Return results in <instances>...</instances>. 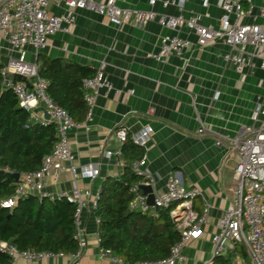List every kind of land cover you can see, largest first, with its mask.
Wrapping results in <instances>:
<instances>
[{
	"label": "crops",
	"instance_id": "crops-1",
	"mask_svg": "<svg viewBox=\"0 0 264 264\" xmlns=\"http://www.w3.org/2000/svg\"><path fill=\"white\" fill-rule=\"evenodd\" d=\"M253 2L251 14L243 22L263 24L261 2ZM118 4L169 16L182 14L186 19L195 17L200 24L215 29L220 27L223 14L218 0H210L208 7L200 0H190L183 9L164 7L161 0L155 5L150 0H118ZM244 7L249 8L247 4ZM50 10L64 13L55 7ZM75 18L72 32L56 33L38 56L61 59L95 71L102 69L110 78L113 89H100L90 116L79 122L80 128L68 133L75 163L99 165L100 176L95 180L79 179L75 184L72 175L65 172L49 190H72L77 185L92 195L97 194L106 180L120 177L123 171L124 166L116 164L118 160L123 162L122 156L108 159L105 155L107 151L123 148L115 130L125 126L133 134L151 126L154 134L144 149L147 156L144 171L154 179L153 191H165L168 179L178 174L185 186L196 187L202 194L195 199L194 210L202 214L207 205L209 210L200 235L183 248L176 264H201L210 260L212 236L233 200L236 187L234 172L238 157L230 141L243 127L259 126L261 118L256 122L254 112L258 103L264 101V70L238 74L223 58L229 48L222 41L200 48L186 25L177 32L157 22L143 28L117 27L107 17L82 9L75 10ZM173 35L189 39L194 45L181 56L174 54L164 61L155 59L162 37ZM33 52L28 47L27 58L37 62ZM13 54L9 44L0 42V66ZM34 112L39 118L44 117L42 106ZM202 127L207 131L199 134ZM218 141L222 144L217 145ZM95 219V213L87 207L83 213L87 245L77 259L63 255L40 262L19 260L15 264H121L111 257L100 256ZM236 254L242 258L240 253H235L233 261ZM244 258L247 261V256Z\"/></svg>",
	"mask_w": 264,
	"mask_h": 264
},
{
	"label": "built area",
	"instance_id": "built-area-1",
	"mask_svg": "<svg viewBox=\"0 0 264 264\" xmlns=\"http://www.w3.org/2000/svg\"><path fill=\"white\" fill-rule=\"evenodd\" d=\"M158 0H150L155 5ZM164 7L177 6L183 9L190 0H161ZM204 7L210 5V0H200ZM260 16L264 19V0H260ZM244 4L249 6L248 9ZM253 0H218V7L223 14L220 18V27L215 29L204 26L198 19H186L182 14L169 16L157 14L153 11L123 8L118 0H106L98 3L95 0H0V42L9 44L14 53L7 62L0 66V82L5 89H11L17 96L21 107L30 112V121L42 124L53 123L57 128V142L42 161L39 169L34 172L20 175L14 194L3 200L2 208L12 209L19 200L31 196L38 199H49L52 202L66 201L75 206L74 239L79 245V251L72 255L77 259L87 245V230L83 220L84 210L89 207L94 213L98 207L100 191L92 195L75 185L72 190L52 192L49 187L59 182L63 173L69 172L76 184L79 179L95 180L100 176L97 164L80 166L75 163V155L70 148L68 133L81 127L70 114L57 105L47 94L48 81L39 74L36 61H29L28 47H32L34 56L48 46L49 40L56 33L70 34L75 25V10L82 9L101 16H105L117 27L131 25L143 28L146 24L157 22L160 26L173 32L186 25L196 36V44L200 48L216 41H222L229 52L223 55L224 60L231 64L238 74L253 73L264 70V23L249 24L243 19L251 14ZM51 7L63 9V14L51 12ZM194 43L179 35L164 36L161 39L159 52L154 58L164 61L171 55L181 56L192 48ZM16 77L18 78L16 80ZM113 89L110 78L102 69L97 70L92 78L83 81L84 101L88 106V116L94 106L97 93L100 89ZM38 106L43 108V116L35 114ZM261 118V120H260ZM254 120H260L259 126H246L230 141L238 157V165L234 172L236 187L231 204L219 220L217 231L212 236V256L201 264H214L216 258L226 257L230 250L237 246H244L247 261L236 254L233 264H264V101H260L254 112ZM202 127L199 134L206 133ZM117 140L126 144L131 140L135 145L146 148L154 130L146 126L139 132L130 134L125 126H119L114 132ZM222 142L218 141L217 145ZM106 157L120 158L122 150L107 151ZM117 166L123 167L118 160ZM147 165V156L131 163L132 170L143 180L130 188L133 198L129 204L132 211L150 214L157 217L159 211L170 210V215L177 225L180 240L170 251L168 258L156 264H176L181 258V252L192 240L197 238L202 226L208 218V205L202 214L194 210V201L202 194L196 187H187L178 174H173L167 181L163 192L152 191L153 203H150L151 194H144L142 187L153 189L154 179L144 171ZM99 226V219H95ZM99 239V233H98ZM0 252L12 259L11 264L19 260L40 262L56 256L51 252H36L32 250L20 251L15 246L0 241ZM100 256L111 257L114 261L124 264L120 257L111 251L102 249ZM244 261H246L244 263ZM147 264V262L137 263Z\"/></svg>",
	"mask_w": 264,
	"mask_h": 264
},
{
	"label": "trees",
	"instance_id": "trees-1",
	"mask_svg": "<svg viewBox=\"0 0 264 264\" xmlns=\"http://www.w3.org/2000/svg\"><path fill=\"white\" fill-rule=\"evenodd\" d=\"M37 64L40 76L48 81L49 97L75 121L82 122L88 115L83 81L94 77L97 71L43 55L37 57ZM56 142L55 124L31 122L30 112L21 107L15 93L3 88L0 82V203L16 190L17 181L12 175L39 169ZM143 155L144 148L131 140L123 145L122 174L103 183L95 211L100 221V247L120 257L125 264L166 259L180 240L170 210H161L154 217L129 208L133 198L130 188L143 180L132 170L131 163ZM74 214L73 204L33 196L19 200L12 209L0 205V241L20 251L76 255L79 245L74 239ZM235 253L247 256L244 246L240 245L226 257L216 258L214 264H232ZM11 263V257L0 252V264Z\"/></svg>",
	"mask_w": 264,
	"mask_h": 264
},
{
	"label": "water",
	"instance_id": "water-1",
	"mask_svg": "<svg viewBox=\"0 0 264 264\" xmlns=\"http://www.w3.org/2000/svg\"><path fill=\"white\" fill-rule=\"evenodd\" d=\"M12 176L17 182L19 181V178H20L19 173H14ZM142 189H143L144 194H151L150 203L152 204L153 203V196H152L153 189L151 187H147V186L142 187Z\"/></svg>",
	"mask_w": 264,
	"mask_h": 264
},
{
	"label": "rangeland",
	"instance_id": "rangeland-1",
	"mask_svg": "<svg viewBox=\"0 0 264 264\" xmlns=\"http://www.w3.org/2000/svg\"><path fill=\"white\" fill-rule=\"evenodd\" d=\"M241 256H242V259L245 260V258H244V256L242 254H241ZM244 262H246V261H244Z\"/></svg>",
	"mask_w": 264,
	"mask_h": 264
}]
</instances>
